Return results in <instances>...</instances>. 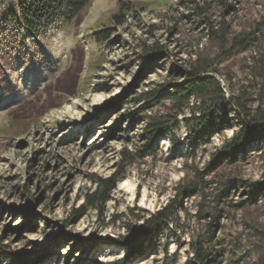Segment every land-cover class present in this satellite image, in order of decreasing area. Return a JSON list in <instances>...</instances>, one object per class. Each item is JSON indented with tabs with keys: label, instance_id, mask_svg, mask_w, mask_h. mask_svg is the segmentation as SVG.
<instances>
[{
	"label": "rangeland",
	"instance_id": "374dc122",
	"mask_svg": "<svg viewBox=\"0 0 264 264\" xmlns=\"http://www.w3.org/2000/svg\"><path fill=\"white\" fill-rule=\"evenodd\" d=\"M38 40L42 61L0 76V264H184L199 243L207 264H264V133L221 157L241 127L231 98L249 113L264 95V0H90ZM192 68L213 85L186 98Z\"/></svg>",
	"mask_w": 264,
	"mask_h": 264
},
{
	"label": "trees",
	"instance_id": "16d2710c",
	"mask_svg": "<svg viewBox=\"0 0 264 264\" xmlns=\"http://www.w3.org/2000/svg\"><path fill=\"white\" fill-rule=\"evenodd\" d=\"M90 0H4L3 7L0 9V76L4 80H8L9 73L16 70L17 60L20 58H28L31 54H35V58L39 61L44 59V51L42 45L38 42L41 36H46L51 31H56L60 27L72 19L80 12ZM119 18V15H114ZM122 24L124 21H118ZM111 35L110 29L97 30L94 36L97 40H107ZM246 42H243L242 46ZM240 46L236 41L233 48ZM161 50V48H160ZM45 61V60H44ZM43 61V62H44ZM42 62V63H43ZM204 72L198 68H192L187 72L186 80L176 87L174 92L181 93L184 97L190 98L193 95L204 94L208 86H212V78L203 75ZM2 81L0 80V83ZM4 87V86H3ZM9 91V87L5 88ZM222 96V100H228L224 91L217 88ZM264 95L261 97L256 108L249 112H244V106L231 99L237 105V118L240 121V128L232 138L223 145L221 157L223 159L234 160L238 155L245 153L247 145L256 140L257 133H264ZM243 110V111H241ZM243 112V113H242ZM161 127L158 123H153L145 129L146 135L156 138L164 132L160 131ZM221 158V159H222ZM119 175L106 181L103 188H99L92 194L87 196V201L80 209L75 210L76 216L84 214L86 207H96L104 204L110 194V190ZM248 199L252 200L254 193H248ZM176 200H171L164 207L150 214L143 220V224L148 232L159 231L164 222L169 218ZM143 243H132L129 248V257L133 255L139 256L144 254ZM7 254L5 250L0 251V256ZM134 259H129L126 263L130 264ZM208 252L203 249L199 243L194 249L193 256L187 259L184 264H207ZM121 262H118L120 264Z\"/></svg>",
	"mask_w": 264,
	"mask_h": 264
},
{
	"label": "bare ground",
	"instance_id": "6f19581e",
	"mask_svg": "<svg viewBox=\"0 0 264 264\" xmlns=\"http://www.w3.org/2000/svg\"><path fill=\"white\" fill-rule=\"evenodd\" d=\"M133 264H145V261L143 260V258H140L139 260H135Z\"/></svg>",
	"mask_w": 264,
	"mask_h": 264
}]
</instances>
